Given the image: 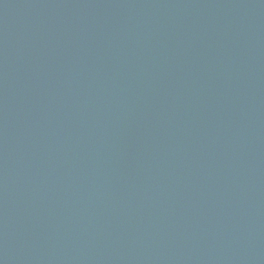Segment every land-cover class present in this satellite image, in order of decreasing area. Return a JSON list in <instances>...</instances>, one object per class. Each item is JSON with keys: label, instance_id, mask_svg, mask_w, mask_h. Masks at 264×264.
Here are the masks:
<instances>
[{"label": "water", "instance_id": "water-1", "mask_svg": "<svg viewBox=\"0 0 264 264\" xmlns=\"http://www.w3.org/2000/svg\"><path fill=\"white\" fill-rule=\"evenodd\" d=\"M0 264H264V0H0Z\"/></svg>", "mask_w": 264, "mask_h": 264}]
</instances>
